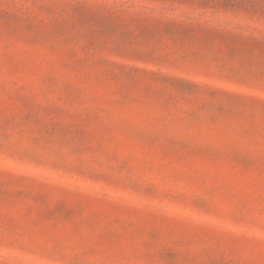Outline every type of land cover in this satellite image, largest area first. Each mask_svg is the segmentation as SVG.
<instances>
[{"label":"rangeland","instance_id":"1","mask_svg":"<svg viewBox=\"0 0 264 264\" xmlns=\"http://www.w3.org/2000/svg\"><path fill=\"white\" fill-rule=\"evenodd\" d=\"M0 264H264V0H0Z\"/></svg>","mask_w":264,"mask_h":264}]
</instances>
